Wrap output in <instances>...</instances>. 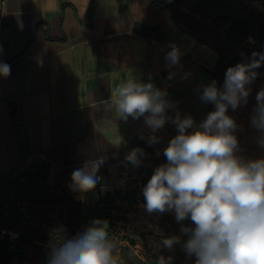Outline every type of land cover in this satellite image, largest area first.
<instances>
[{
	"label": "crops",
	"instance_id": "crops-1",
	"mask_svg": "<svg viewBox=\"0 0 264 264\" xmlns=\"http://www.w3.org/2000/svg\"><path fill=\"white\" fill-rule=\"evenodd\" d=\"M218 35L183 0H0V65L10 66L9 75H0V176L38 157L59 193L94 205L120 187L136 140L153 135L143 117L125 122L109 107L114 88L132 76L151 80L176 104L168 116L190 115L198 125L214 110L198 89L214 80L223 49L206 41ZM172 46L181 60L169 68L165 56ZM185 73H191L187 80ZM261 88L264 72L251 85L247 105L228 110L237 123V154L249 159L264 158L251 125ZM175 132L166 122L154 135L173 138ZM101 160L93 190H70L74 170ZM48 243L34 241L27 259L15 264H46Z\"/></svg>",
	"mask_w": 264,
	"mask_h": 264
},
{
	"label": "clouds",
	"instance_id": "clouds-1",
	"mask_svg": "<svg viewBox=\"0 0 264 264\" xmlns=\"http://www.w3.org/2000/svg\"><path fill=\"white\" fill-rule=\"evenodd\" d=\"M249 41L254 43L253 38ZM181 52L176 46L166 54L169 68L180 65ZM264 64V52L253 51L249 62L227 68L222 86L216 80L202 84L199 98L214 105L198 125L192 116H168L176 108L166 90L149 80L135 76L114 88L109 107L120 120L144 118L150 129L147 142H160L154 133L166 122L176 126L177 135L163 149L166 163L156 166L142 189L148 214L173 212L181 226V236L163 237L164 249L181 244L194 264H264V158L249 159L238 155L239 142L234 134L235 119L228 114L247 105L251 85ZM10 74V66L0 65V75ZM191 73H185L187 80ZM175 76L170 72L168 79ZM251 125L259 133L258 143L264 147V88L256 97ZM147 154L133 148L125 159L139 167ZM101 161H89L71 174L70 190L91 191L96 187ZM159 232V229H156ZM46 264H120L116 245L109 238L108 222L96 218L90 226L73 237L50 239ZM172 256L159 255L155 264H172Z\"/></svg>",
	"mask_w": 264,
	"mask_h": 264
},
{
	"label": "trees",
	"instance_id": "trees-1",
	"mask_svg": "<svg viewBox=\"0 0 264 264\" xmlns=\"http://www.w3.org/2000/svg\"><path fill=\"white\" fill-rule=\"evenodd\" d=\"M250 1L196 0L193 6L185 5L190 13L209 21L219 32L221 43L230 49L229 54L219 50L218 62L213 72L218 86H222L228 67L249 62L253 51L264 52V11L251 6ZM249 37L253 38L254 43L249 41ZM230 43L238 44L241 49L247 48L246 56H241ZM255 71L264 72V64ZM147 160L149 163L146 177L143 178L144 185L151 177L154 168L166 163L163 153L156 152L153 148H150ZM48 176L49 168L46 163L42 171L28 169L18 175L12 191L10 188L0 189V264H13L15 259L26 260L31 244L34 241L49 242L47 236L53 234L54 229L61 232L70 230L71 233L84 230L96 218L106 220L109 228L111 227L113 221L109 211L111 204L104 194L100 195L94 205H89L84 201L76 200L71 195L55 193L56 188L50 184ZM23 177H26L25 181L22 180ZM40 182L44 185L39 186ZM137 195L135 191L128 192L127 199L138 202ZM142 199L144 200L143 194ZM27 200L29 213L22 209V204H19ZM30 214L34 218L33 221H29ZM190 223V220L177 223L171 212L160 214L159 221L156 222L160 229L156 238L159 243L163 237L173 235L181 236V240L187 239L180 230L182 224L187 226ZM15 232L18 234L12 239ZM41 233H44L45 237H42ZM180 247L181 244H176L173 249L168 250L161 244L157 253L152 252V260H144V264H155L156 258L161 254L165 257L172 256V264H183Z\"/></svg>",
	"mask_w": 264,
	"mask_h": 264
},
{
	"label": "rangeland",
	"instance_id": "rangeland-1",
	"mask_svg": "<svg viewBox=\"0 0 264 264\" xmlns=\"http://www.w3.org/2000/svg\"><path fill=\"white\" fill-rule=\"evenodd\" d=\"M183 2L187 7H190L195 5L196 0H183ZM250 4L256 9L264 11V0H251ZM216 41L217 42H215V45H217V47H222L226 54L230 53V49L225 47L221 43L220 39ZM242 49L244 52L248 51V49L245 47H242ZM175 133L177 134V132ZM148 137L149 136L143 135L139 141L135 142V144L139 148L143 149L147 155L150 151V148H153L156 152L160 151L163 153V149L167 146L171 139V137H167L165 139L160 138L159 143L150 145L147 142ZM147 155L142 158V163L139 167L133 166L131 163L125 165L120 173V177H122V183L120 187L112 188L110 191L104 193V196L109 199V204H111L109 211L111 212L113 218L111 227L109 228L108 226L109 238L114 241L116 245L114 254L122 264H127L128 262H132L133 264H144V260H152V252L157 253L161 246V243H159L156 238V236L159 234V232L156 231L158 228L156 222L159 221L160 214L153 213L150 215L143 207L144 200L142 199V189L145 186L143 178L146 177V171L149 163V160H147ZM45 166V161L38 157L29 159L16 171L12 172V174L0 176V189L6 190L7 188H10V191H12L13 188H15L14 182L18 175L28 171V169L42 171L44 170ZM22 180L25 181L26 177H23ZM42 185H44V183L40 182L39 186ZM134 191L138 193V202H132L127 199L128 192ZM55 193L60 195L64 194L59 193L57 190H55ZM62 203L64 204V202ZM19 204H22V209L29 213L28 200ZM171 213L174 215L173 212ZM28 218L29 221H33L34 219L31 214ZM81 231L83 230H78L71 233L70 230L61 232L54 229L53 234L47 236V238L56 239L59 236L70 238ZM16 234L18 233L15 232L13 234L12 239L17 236ZM40 235L45 237L44 233H41ZM183 240L185 239H182V241ZM180 252V256H182L183 259V264H194L195 258L188 257L182 249V246L180 247ZM16 262L23 261L15 259L13 264Z\"/></svg>",
	"mask_w": 264,
	"mask_h": 264
},
{
	"label": "water",
	"instance_id": "water-1",
	"mask_svg": "<svg viewBox=\"0 0 264 264\" xmlns=\"http://www.w3.org/2000/svg\"><path fill=\"white\" fill-rule=\"evenodd\" d=\"M219 39V36H214L211 40H209V41H206V43H210L211 41H214V40H218ZM231 44V46L234 48H236V50H237V52L241 55V56H243V57H245L246 56V53L245 52H243L242 50H241V48L238 46V44H235V43H230Z\"/></svg>",
	"mask_w": 264,
	"mask_h": 264
}]
</instances>
